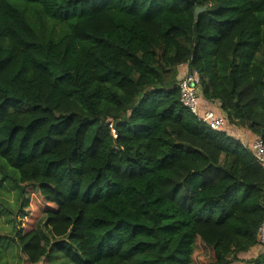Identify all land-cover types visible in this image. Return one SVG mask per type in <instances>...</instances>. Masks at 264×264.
Returning a JSON list of instances; mask_svg holds the SVG:
<instances>
[{"label": "trees", "instance_id": "trees-1", "mask_svg": "<svg viewBox=\"0 0 264 264\" xmlns=\"http://www.w3.org/2000/svg\"><path fill=\"white\" fill-rule=\"evenodd\" d=\"M235 128L264 140V0H0V264H264Z\"/></svg>", "mask_w": 264, "mask_h": 264}, {"label": "built area", "instance_id": "built-area-1", "mask_svg": "<svg viewBox=\"0 0 264 264\" xmlns=\"http://www.w3.org/2000/svg\"><path fill=\"white\" fill-rule=\"evenodd\" d=\"M190 58L179 64L183 67L180 74L176 78V86L179 90V100L181 104L197 119L202 125L212 130H221L226 124V118L219 107L217 101H208L212 107L200 110L202 101V90L198 82L197 74L189 66ZM112 132H114L112 130ZM242 143L251 151L257 162L264 166V140L259 135H254L250 143L242 141ZM257 248L264 250V219L258 227L257 231Z\"/></svg>", "mask_w": 264, "mask_h": 264}, {"label": "crops", "instance_id": "crops-1", "mask_svg": "<svg viewBox=\"0 0 264 264\" xmlns=\"http://www.w3.org/2000/svg\"><path fill=\"white\" fill-rule=\"evenodd\" d=\"M183 69V67H180L179 65L176 68V78L178 77V75L180 74L181 70ZM218 103V102H217ZM208 108V104L206 103H202V105H200V110H205ZM235 137L237 139H239L241 142L242 141H246L247 143H250L251 140L253 139L254 135L249 134V131L246 130L245 128H235ZM226 132L228 134H233V132H231L229 129L226 130Z\"/></svg>", "mask_w": 264, "mask_h": 264}, {"label": "rangeland", "instance_id": "rangeland-1", "mask_svg": "<svg viewBox=\"0 0 264 264\" xmlns=\"http://www.w3.org/2000/svg\"><path fill=\"white\" fill-rule=\"evenodd\" d=\"M175 83H176V79H175ZM8 182V183H11V182H9V180H5V182ZM252 250H253V252L252 253H249L248 255H249V257H254V256H256L258 253H259V251H260V249L259 248H257V247H255L254 249L252 248ZM251 255V256H250ZM232 264V263H231Z\"/></svg>", "mask_w": 264, "mask_h": 264}, {"label": "water", "instance_id": "water-1", "mask_svg": "<svg viewBox=\"0 0 264 264\" xmlns=\"http://www.w3.org/2000/svg\"><path fill=\"white\" fill-rule=\"evenodd\" d=\"M204 8L203 7H196L195 11H194V14H195V18H197L199 12L203 11Z\"/></svg>", "mask_w": 264, "mask_h": 264}]
</instances>
